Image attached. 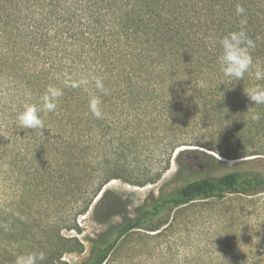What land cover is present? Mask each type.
I'll list each match as a JSON object with an SVG mask.
<instances>
[{"label":"trees","instance_id":"trees-1","mask_svg":"<svg viewBox=\"0 0 264 264\" xmlns=\"http://www.w3.org/2000/svg\"><path fill=\"white\" fill-rule=\"evenodd\" d=\"M237 5L243 16L236 15ZM241 19L255 43L253 66L243 80L228 83L217 62L219 39L239 30ZM257 67L264 68V0H0V179L12 173L35 188L48 183L78 202L61 227H35L38 242L19 229L23 223L13 232L0 228V247H43L40 264H57L55 258L71 252L65 247H82L60 230L78 233L77 217L110 181L154 185L172 157L178 164L183 151L174 152L181 147L244 160L174 190L163 184L155 199L111 231L112 241H93L84 264H105L134 230L169 227L172 212L263 194L264 173L245 166L264 156V105L254 106L244 94L264 86L254 77ZM49 85L63 95L54 112L41 114L45 129H18L17 112L39 106ZM93 96L100 99V118L89 110ZM253 106L259 121L247 112ZM189 116L213 134L184 141Z\"/></svg>","mask_w":264,"mask_h":264},{"label":"rangeland","instance_id":"rangeland-1","mask_svg":"<svg viewBox=\"0 0 264 264\" xmlns=\"http://www.w3.org/2000/svg\"><path fill=\"white\" fill-rule=\"evenodd\" d=\"M183 123L184 141L208 139L213 134L199 117L189 116ZM177 151H183L178 164L172 157L170 169L154 185L137 187L120 180L110 181L88 212L77 217L78 233L60 230L62 236L77 239L82 247H65L71 252L59 261L55 258L54 262L84 264L91 255L93 241H112L111 231L135 217L144 204L155 199L163 184H167V191L174 190L206 176L223 174L244 160H225L197 147H181L174 154ZM245 166L264 173V156ZM17 177V174L9 173L5 180L0 179L2 230L13 232L14 225L23 223L25 229H19L27 230V237L35 236V242H38L39 230L35 227L44 228L54 223L61 227L71 219L73 208L78 205L71 192L60 195L53 192L48 183L35 188L29 179L18 180ZM8 239H11L9 235L1 236L5 245ZM42 248L0 247V264L4 260L15 261L8 255L26 254L30 249L37 252ZM105 264H264V193L250 197L227 196L221 202H199L181 212H172L169 227L158 232L134 230L122 238Z\"/></svg>","mask_w":264,"mask_h":264},{"label":"clouds","instance_id":"clouds-1","mask_svg":"<svg viewBox=\"0 0 264 264\" xmlns=\"http://www.w3.org/2000/svg\"><path fill=\"white\" fill-rule=\"evenodd\" d=\"M244 13V7L237 5L236 15L243 16ZM246 23V19H241L239 30L228 32L219 39L220 53L217 57V62L224 80L228 83L243 80L245 74L253 66L251 50L254 49L255 43L247 35ZM254 77L258 81L264 80V68L257 67ZM97 86L101 87L99 83ZM244 94L254 103V106L264 105V86L256 85L244 89ZM62 95L63 91L61 88L49 85L40 98L39 106L36 104H26L22 110L17 112L15 117L16 127L18 129H31L33 131L45 129L41 114L54 112L57 108L58 100ZM99 106L100 99L93 96L89 100V110L97 118H100L102 115ZM254 106L249 107L247 112L251 113L252 120L259 121L261 115L258 112H254ZM45 258L43 251L29 252L17 255L14 264H39Z\"/></svg>","mask_w":264,"mask_h":264}]
</instances>
